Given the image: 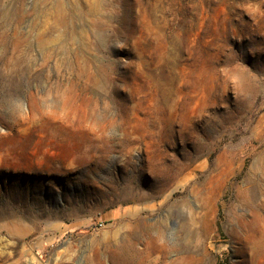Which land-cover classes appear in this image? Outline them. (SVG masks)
<instances>
[{
	"label": "rangeland",
	"instance_id": "obj_1",
	"mask_svg": "<svg viewBox=\"0 0 264 264\" xmlns=\"http://www.w3.org/2000/svg\"><path fill=\"white\" fill-rule=\"evenodd\" d=\"M0 264H264V0H0Z\"/></svg>",
	"mask_w": 264,
	"mask_h": 264
}]
</instances>
